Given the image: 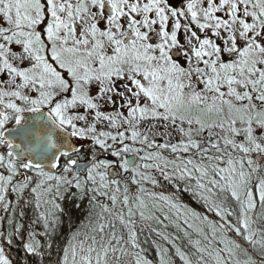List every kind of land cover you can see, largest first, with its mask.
<instances>
[{"label": "snow or ice", "instance_id": "snow-or-ice-1", "mask_svg": "<svg viewBox=\"0 0 264 264\" xmlns=\"http://www.w3.org/2000/svg\"><path fill=\"white\" fill-rule=\"evenodd\" d=\"M145 196L158 264H264V0H0V264H152Z\"/></svg>", "mask_w": 264, "mask_h": 264}, {"label": "trees", "instance_id": "trees-1", "mask_svg": "<svg viewBox=\"0 0 264 264\" xmlns=\"http://www.w3.org/2000/svg\"><path fill=\"white\" fill-rule=\"evenodd\" d=\"M153 174L157 177V179L160 181L159 187H153L150 183H146L145 187L151 191L160 193L163 192L165 194H168L171 192V187L167 184V182L163 181V178L159 176V173H156L153 171ZM130 184V181H129ZM131 189L133 187V191H135L136 186L131 185ZM146 203L148 204V211L153 213L155 216L159 217L161 221H163V224L157 223L155 220L145 222L143 225L139 221V216L135 218L137 220V234H138V243L140 244V248L143 250V255L150 261H152V264H158V259L156 255V244H163L164 242L160 240L159 237L156 236V234L152 231L153 228H156L161 231H165L167 233H170L172 235H179L181 237L180 240L177 241V243L182 247L185 248L186 251L190 250L186 246L187 241L183 238L182 233L177 232V229L174 227L172 223H170L167 220H164V214H168L173 220L175 219V213L169 212V209L167 207H163L162 211L157 210L156 208L152 207V199L148 196H145ZM158 204L162 205L163 202H157ZM184 203L189 204L191 207L196 208L198 211L200 209V205L194 203L191 201L187 196L184 197ZM62 206L65 209V213L71 216V226L69 224L68 215H65L63 219V224L60 226V229L58 231V235L56 238V245L62 248L69 239L72 232H75L77 229H80L82 232L88 231V225L89 221L86 218L87 217V201L85 200L81 206L80 209L75 208L73 203L71 201L65 200L62 202ZM26 211V217H25V224H27L31 219L35 218L33 209L28 208ZM0 215H3V213H0ZM210 218H214L212 214H208ZM94 220V218H93ZM182 227H187L183 224L181 221ZM164 225H167V228H164ZM257 226L264 227V224H260ZM0 227L7 228L6 222H0ZM36 230H42L39 225L34 226ZM141 228L143 230L141 231ZM126 236V231H125ZM83 238V237H81ZM195 233H193V239H196ZM155 242V243H154ZM138 251V250H136ZM7 254L13 258L14 261H20L23 259V253L22 250L18 247H13L11 249H6ZM55 258V251L53 253V259ZM243 259L244 257L241 255L240 257ZM28 264H33L32 259L30 258L28 261ZM35 264H40L39 259L37 258L35 261ZM43 264H49V261L47 259L44 260ZM176 264H180L178 258L176 259Z\"/></svg>", "mask_w": 264, "mask_h": 264}, {"label": "rangeland", "instance_id": "rangeland-1", "mask_svg": "<svg viewBox=\"0 0 264 264\" xmlns=\"http://www.w3.org/2000/svg\"><path fill=\"white\" fill-rule=\"evenodd\" d=\"M133 188V187H132Z\"/></svg>", "mask_w": 264, "mask_h": 264}]
</instances>
